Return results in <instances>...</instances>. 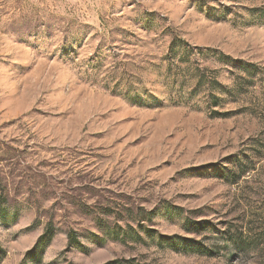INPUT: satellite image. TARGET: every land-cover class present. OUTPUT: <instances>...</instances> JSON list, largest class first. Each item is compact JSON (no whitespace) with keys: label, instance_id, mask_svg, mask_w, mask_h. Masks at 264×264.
I'll use <instances>...</instances> for the list:
<instances>
[{"label":"rangeland","instance_id":"rangeland-1","mask_svg":"<svg viewBox=\"0 0 264 264\" xmlns=\"http://www.w3.org/2000/svg\"><path fill=\"white\" fill-rule=\"evenodd\" d=\"M0 193V264H264V0H0Z\"/></svg>","mask_w":264,"mask_h":264},{"label":"trees","instance_id":"trees-1","mask_svg":"<svg viewBox=\"0 0 264 264\" xmlns=\"http://www.w3.org/2000/svg\"><path fill=\"white\" fill-rule=\"evenodd\" d=\"M212 86V84H211ZM224 172V170L222 171V173ZM236 174H231L230 176V179L236 183L240 178H242L246 171L243 170L242 168H236ZM10 203L7 195L3 194V193H0V209H3L5 208L8 204ZM167 213L164 212L163 214H161L160 217H163L165 216ZM186 224H189L187 221H185ZM128 227V226H126ZM197 229H200V230H203L204 228H197ZM120 230V229H119ZM233 235V234H232ZM231 241L233 247L235 250H238V251H248L250 249L253 248V243H250V242H247L246 239L242 236V234H239V235H233V237H230V238H227ZM76 243V237H75V234L74 232H70L68 234V246L72 245V244H75Z\"/></svg>","mask_w":264,"mask_h":264}]
</instances>
